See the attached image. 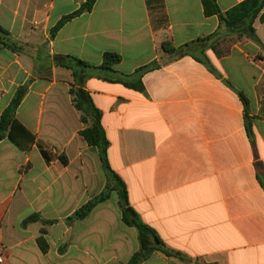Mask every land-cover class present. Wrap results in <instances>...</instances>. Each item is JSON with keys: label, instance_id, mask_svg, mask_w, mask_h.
<instances>
[{"label": "crops", "instance_id": "obj_1", "mask_svg": "<svg viewBox=\"0 0 264 264\" xmlns=\"http://www.w3.org/2000/svg\"><path fill=\"white\" fill-rule=\"evenodd\" d=\"M86 1L0 0L11 39L0 48V118L24 89L16 118L35 137L28 151L0 141V264H128L141 248L119 181L80 135L87 126L71 96L80 86L102 113L130 207L184 257L155 251L141 264H264V48L241 38L223 57L206 49L208 64L186 53L226 31L201 0H97L52 35ZM216 1L226 13L245 0ZM263 13L254 27L264 46ZM166 41L176 53L163 51ZM107 52L121 56L113 68L125 76L154 65L143 91L97 72L81 84V70L58 64L100 66ZM104 191L85 219H72Z\"/></svg>", "mask_w": 264, "mask_h": 264}, {"label": "trees", "instance_id": "obj_2", "mask_svg": "<svg viewBox=\"0 0 264 264\" xmlns=\"http://www.w3.org/2000/svg\"><path fill=\"white\" fill-rule=\"evenodd\" d=\"M201 1L206 17L209 18L217 16L220 19V22L226 29V31L222 33L228 36H237L238 39H251L264 48V46L261 44V42L256 36V30L254 27L256 19L264 9V0H245L226 13L221 12L216 0ZM96 2L97 0H87L78 11L69 16L64 17L52 30V35H55L70 20L74 19L75 17H78L79 15L85 12L92 11ZM260 21L264 22V13L261 15ZM0 33L8 35V33L1 27ZM220 33L218 32L210 37L198 39L197 41L186 45V53L191 54L195 59L204 64H208L207 58H198L195 55L194 51H191L192 48H199L201 53H204L206 49H210L215 52L216 55L219 57L227 55L230 50L220 51L216 45L207 44L216 37H218ZM2 46L9 45L3 43L0 40V48ZM162 49L167 54H174L177 52V49L170 42L167 41L163 43ZM121 60L122 58L120 55L116 53L107 52L104 54L103 63L100 66H92L74 57L59 58L58 64L74 70V74L76 76L79 74L78 70H81V75L79 76L81 84L87 77L91 76L93 72H97L100 77L107 81L121 83L128 88L143 91L144 87L140 78L148 70L152 69L154 65L139 69L136 72L137 75L135 78V75L125 76L119 74L116 70H114L113 66L120 63ZM24 94L25 90L20 89L12 100L9 107H7L3 111L0 118V141L9 139L23 151H28L33 146L35 142V137L16 118V112L23 100ZM71 96L74 106L82 113V122L87 126L80 132V135L84 138V140L88 143L89 146H93L99 149L100 157L106 172L111 178H115L119 181V185L122 190L121 208L124 221L128 225L136 227L140 233L141 248L132 257L128 264H141L150 254L155 251L162 252L163 254L169 257L184 259V257L180 253L170 250L162 242V240L159 238V236L154 230H152L141 222L138 214L130 207L127 200L124 185L120 182L119 178L110 169V165L107 158L109 141L106 138L105 131L101 124L102 113L94 106L90 95L83 90L82 86H80L79 88L71 89ZM240 97L244 104L247 105L246 97L243 94H240ZM64 163H66L65 160ZM108 197L109 194L107 193V191H104L100 196L80 208L74 214L72 219H85L96 205L105 201ZM37 219H39L37 215L32 216L27 219L25 223H29ZM44 233L45 231H42V234ZM39 242L44 248H46L43 237L39 239Z\"/></svg>", "mask_w": 264, "mask_h": 264}, {"label": "rangeland", "instance_id": "obj_3", "mask_svg": "<svg viewBox=\"0 0 264 264\" xmlns=\"http://www.w3.org/2000/svg\"><path fill=\"white\" fill-rule=\"evenodd\" d=\"M6 36V37H5ZM0 40L5 44H10L11 39L7 38V35L1 33L0 34ZM238 40L237 36H228L224 33H220L218 37L213 39L211 42L207 43L209 45H216L220 51H228L231 49L233 44ZM196 49V47L194 48ZM196 51V50H195ZM195 55L198 58H203V54L200 51H197Z\"/></svg>", "mask_w": 264, "mask_h": 264}, {"label": "built area", "instance_id": "obj_4", "mask_svg": "<svg viewBox=\"0 0 264 264\" xmlns=\"http://www.w3.org/2000/svg\"><path fill=\"white\" fill-rule=\"evenodd\" d=\"M2 251H3V246L0 245V256H1V254H2Z\"/></svg>", "mask_w": 264, "mask_h": 264}]
</instances>
